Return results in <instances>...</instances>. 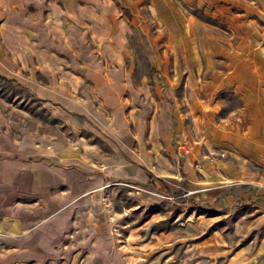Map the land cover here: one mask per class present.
<instances>
[{
  "label": "rangeland",
  "instance_id": "rangeland-1",
  "mask_svg": "<svg viewBox=\"0 0 264 264\" xmlns=\"http://www.w3.org/2000/svg\"><path fill=\"white\" fill-rule=\"evenodd\" d=\"M0 69L1 264H264V0H0Z\"/></svg>",
  "mask_w": 264,
  "mask_h": 264
},
{
  "label": "crops",
  "instance_id": "crops-1",
  "mask_svg": "<svg viewBox=\"0 0 264 264\" xmlns=\"http://www.w3.org/2000/svg\"><path fill=\"white\" fill-rule=\"evenodd\" d=\"M75 3H78V0H75ZM78 34V32H77ZM112 43L113 47H117L115 43L113 42H108ZM82 65V64H80ZM1 70V69H0ZM43 100L49 101L47 97H43ZM61 105L60 103H56ZM89 104L90 103H79L78 107H68L66 109L61 105L64 109H66L67 112L70 114H75L81 116L82 120L87 121L88 123H91L88 113L89 109ZM107 104V103H106ZM74 112V113H71ZM14 142H17L18 140L15 138L10 139L8 135L4 134L3 132H0V170L1 167L4 165H12V166H19L24 162H32L31 158H26L25 160L22 157H17L15 154L9 153L12 149L9 148L10 146H14ZM121 155L124 157V160L127 162L129 165H133L132 163L138 165L132 158L128 157L124 153H121ZM56 166L62 168V169H70V168H75L79 170L80 172L85 173V174H90L91 176L95 178H99L101 181L108 180L110 177L103 175V173L99 171H87L84 170L78 166H75L73 164H64L60 162H54ZM122 171L127 174L128 178H134L136 183H139L140 181L138 180H143L144 177L143 175L146 174L147 177L150 179L152 177H155L154 174L147 168L138 165V168L134 169L132 166H127L121 168ZM149 172L152 176H149L147 173ZM137 179V180H136ZM97 180V179H96ZM114 180V179H113ZM130 180V179H128ZM98 181V180H97ZM3 183L0 185V199H4L3 195ZM11 187H8L6 189L7 194H9ZM5 191V190H4ZM7 197H10L7 195ZM51 198L47 196H43L40 201H38L36 205L32 207H25V208H18L16 215H12L9 217L4 218L1 214L0 215V229H2L4 232L10 235V237H13L14 240H19L21 236L25 233H28L29 230L32 231L34 229L42 228V233L44 237H51L52 231L53 230H58L61 229L64 224H66V215L61 211H56L54 213L51 212L50 205H51ZM21 211H23V214L21 215ZM33 220L32 223H30ZM3 247V244H1ZM9 249V248H8ZM10 249H16V247H10ZM1 264V263H0Z\"/></svg>",
  "mask_w": 264,
  "mask_h": 264
},
{
  "label": "trees",
  "instance_id": "trees-1",
  "mask_svg": "<svg viewBox=\"0 0 264 264\" xmlns=\"http://www.w3.org/2000/svg\"><path fill=\"white\" fill-rule=\"evenodd\" d=\"M71 113H74V112H71ZM149 174V176H152L149 172H147Z\"/></svg>",
  "mask_w": 264,
  "mask_h": 264
}]
</instances>
